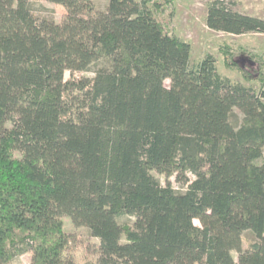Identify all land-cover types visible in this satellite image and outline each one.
Returning a JSON list of instances; mask_svg holds the SVG:
<instances>
[{
    "label": "trees",
    "instance_id": "trees-1",
    "mask_svg": "<svg viewBox=\"0 0 264 264\" xmlns=\"http://www.w3.org/2000/svg\"><path fill=\"white\" fill-rule=\"evenodd\" d=\"M51 1L66 23L0 0V264H75L64 216L100 240L95 264H264V58L253 77L222 46L258 89L210 53L191 65L175 0ZM206 24L264 33L224 0Z\"/></svg>",
    "mask_w": 264,
    "mask_h": 264
},
{
    "label": "rangeland",
    "instance_id": "rangeland-1",
    "mask_svg": "<svg viewBox=\"0 0 264 264\" xmlns=\"http://www.w3.org/2000/svg\"><path fill=\"white\" fill-rule=\"evenodd\" d=\"M94 1L99 9H105L108 3V0ZM211 1L175 0L173 26L176 35L184 41L189 42L192 46L191 65H196L206 54L210 53L217 59V67L221 75L258 89L259 82L256 79L246 82L242 70L228 66L222 53V46L225 43L231 45L235 53L232 59L238 61L242 66L249 68L251 71H246L253 74L254 77L256 76L258 64L251 62L250 55H261L264 58V34L249 32L244 35H236L209 28L206 24V16ZM224 1L231 5L234 10L264 19V0ZM30 2L37 14L54 17L55 21L60 24L68 21V11L62 4L51 0H30ZM97 65L93 64L88 70L76 72L74 75L70 71H66L65 79H69L72 76L93 78ZM166 82L169 84V80ZM153 174L163 185L170 184L180 191H185L188 187L186 184L177 181L175 175L167 176L165 173L158 172L157 170H153ZM189 177L191 180L195 178L192 173H189ZM63 219L65 229L70 236V244L67 249L69 259L73 260L75 264H95L99 257L98 247L100 240L90 235L86 224L75 223L69 216H64ZM195 222L199 224L197 220ZM256 239V235L251 230H246L243 233L244 247H247L250 242ZM233 254L237 259L238 253L234 251ZM30 260L31 253L25 252L18 255L10 264H29Z\"/></svg>",
    "mask_w": 264,
    "mask_h": 264
},
{
    "label": "crops",
    "instance_id": "crops-1",
    "mask_svg": "<svg viewBox=\"0 0 264 264\" xmlns=\"http://www.w3.org/2000/svg\"><path fill=\"white\" fill-rule=\"evenodd\" d=\"M245 34H247V33H245ZM257 34H264V33H257ZM241 35H244V34H241Z\"/></svg>",
    "mask_w": 264,
    "mask_h": 264
}]
</instances>
